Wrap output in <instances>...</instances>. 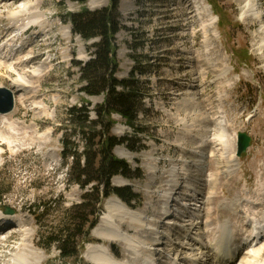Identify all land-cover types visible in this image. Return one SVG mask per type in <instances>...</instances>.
Listing matches in <instances>:
<instances>
[{
    "label": "rangeland",
    "instance_id": "rangeland-1",
    "mask_svg": "<svg viewBox=\"0 0 264 264\" xmlns=\"http://www.w3.org/2000/svg\"><path fill=\"white\" fill-rule=\"evenodd\" d=\"M29 1L36 4L39 0ZM40 1L44 5L40 20L51 24L46 41V45H49H41L39 40L43 37L37 40L36 29H32L26 40L33 37L37 41L26 46L23 53L16 54L26 57L30 52H39L42 54L41 60L48 57L51 61L41 80L32 84L40 96L37 101L42 100V103L30 102L25 109L18 110L12 95V111L16 109V113L11 119L18 122L20 128L19 134L14 135L16 142L3 134L0 126V212L8 208L12 211L11 217L18 215L23 220L20 227L14 226L11 231L3 254L6 251L9 254L20 253L25 247L38 255L35 264H63L55 245L48 250L42 247L41 236L62 226L66 209L80 203L84 192L76 184L68 185L67 169L61 157L62 140L65 133H70L67 109L73 105H86L90 118L94 119V108L104 99L103 95L88 96L80 90L83 82L75 63H84L92 57V45L96 39L84 41L74 36L67 13L83 8L97 10L108 6L110 0H88L84 4L71 0ZM253 1L260 20L255 16H244V0H198L205 11L199 17L188 12L187 6L193 9L192 3H183L181 6L174 0H119L121 28L115 35L118 62L116 77L129 79L133 74L142 98L135 127L127 125L120 115L113 114L115 123L111 133L117 137L128 135L138 140V148L134 151L122 145L118 147L128 151V157L122 159L132 169L139 167L142 175L126 181L122 178L121 183L112 180V184L117 187L130 186L137 193L138 198L132 202V210L143 212L147 221L158 217H161V221L165 220V215L158 216L152 210H156V213L160 210L163 171L169 167L170 158L190 157L192 154L187 151L190 147L212 146L206 140L214 135L215 126L200 121L201 116L207 120L221 116L230 127L229 132L235 133L232 140L234 146L237 132L243 131L250 136L246 151L236 156L241 165L236 172L239 179L231 188L225 186L221 195L229 197L232 192H239L243 200L259 201V189L264 187V0ZM11 2L15 1H3L0 5ZM0 11L3 15L0 28L10 26L7 16L12 10ZM209 18L210 27L204 35L200 22L205 19L208 22ZM4 37L5 34L2 38L5 42ZM203 42L212 45L210 51L215 63L210 72L206 65L200 67L196 56L205 57ZM8 61L0 68V88L10 90L5 77L12 62ZM230 133H227L228 136ZM70 138L82 148L80 138L72 133ZM15 143L19 145L13 147ZM115 149L113 152L116 155ZM149 163L155 165L153 173L148 169ZM203 167H206L204 163ZM180 181L182 185L186 184L185 179ZM184 190L181 187L180 191ZM202 191L198 200L182 196L180 192L175 195L178 202L184 203L173 207V214L182 211L185 204H190L191 219L197 214L202 216L203 211H198L196 205L200 199L203 200L208 188ZM187 193H190L189 190ZM228 208L226 205L220 208L223 211L222 220H226ZM185 220L184 217L178 219L169 216L164 222L185 224ZM233 223L241 229L240 234H244L246 229L238 216ZM168 226L161 223L159 230L165 235L171 232L173 237H169L180 242L181 236ZM190 231L191 236L197 238L199 231L192 228ZM131 233L152 241L153 235L150 233H136L132 228ZM22 234H27L24 244L21 241L24 237ZM5 235L8 236L7 233ZM88 239L91 243L111 246L116 255L114 257L128 264L142 259L141 255L134 256L125 243L103 241L95 237L92 231ZM202 240L200 238L199 241ZM167 241V238H162L158 242L159 250L153 258H161L162 262L157 264H165L166 253L176 262L180 253L181 257L200 253L199 246H192L191 243L195 242L190 238H184L180 246L174 243L170 245ZM88 243L81 242L82 247H79L81 264H95L84 256ZM263 260L264 249L261 250L259 261L254 264H262ZM179 262L185 263L184 260ZM205 264L212 262L208 260Z\"/></svg>",
    "mask_w": 264,
    "mask_h": 264
},
{
    "label": "bare ground",
    "instance_id": "bare-ground-1",
    "mask_svg": "<svg viewBox=\"0 0 264 264\" xmlns=\"http://www.w3.org/2000/svg\"><path fill=\"white\" fill-rule=\"evenodd\" d=\"M3 1L9 0H0V3ZM14 1L15 2L0 5V10H4V12L12 10L7 16L9 21L8 25L10 26L0 28V68L1 66L3 67L8 60L12 61L5 77L8 81V88L15 98L18 110H21L22 108L25 109L30 102L42 103V100L37 101L40 96L37 95V90L32 84L41 80L42 74L47 71L46 69L49 68L51 61L48 60V57L41 60L40 57L42 54L39 52H30L31 54L26 57H20L19 54L23 53L26 46L37 41L40 36L43 37L39 40L42 42L41 45H46L49 33L51 32V24L40 20L42 16L41 8L44 6L42 1L39 0L36 4H32L29 0ZM174 1L181 6H183V3H192L193 9H191L189 5L187 8L188 12L194 17H199L202 13H205L198 0ZM244 1V16H255L256 19L260 20L258 9L255 7L254 1ZM91 3H95V1H91ZM2 19L3 15L2 11H0V22H2ZM210 22L211 18H209L208 22H206V19L200 22L201 31L204 35L207 34ZM25 24L32 25L29 30L36 29L35 38L37 40L33 39V37L26 40V38L29 37L26 36L24 38L23 47L17 55L16 53H12L13 51L11 49L6 48L11 40H6L4 42L2 38L3 35L8 34L11 29H20L21 26ZM48 45L49 44L46 46ZM262 45L264 47V37L262 39ZM202 46V50L205 51V57L200 58L199 55H196L198 62L201 63L200 67L206 65L205 67L208 69V72L213 71L212 67L215 60L211 57L212 53L210 50L212 45L203 42ZM49 52L50 51H48L47 54H49ZM7 57L10 59H6ZM192 58L196 59L195 56ZM36 107L37 106L34 108ZM12 109L8 112H0V126L4 129H2V132L4 131L3 134L8 135L13 139L12 141L15 140L16 142L17 139L14 135L19 134L20 128H18L19 123L11 119L14 113H16V109L14 111H12ZM216 119L218 121H216ZM216 119L214 120V118H211L207 120L204 116L200 118V121L203 120L202 122L206 123V125L213 123L215 126L214 135L211 139L206 140L207 144H212V146L201 147V145H198L195 148L190 147V149L187 150L192 154L190 157L170 158L169 167L163 171L162 182H164V184L161 185V197L163 198L160 199V210L157 213L156 210L152 211L158 216L165 215V220L169 216H174L178 219L184 217L187 219L185 220V224L170 221L164 222L165 220L161 221V217L153 219V221H147L143 216V212L132 210L131 207L127 206L117 196H110L105 200V209L98 223L92 229L93 235L103 241L125 243L126 247L132 250L134 256L141 255V261H136L134 264H157L159 261L162 262L161 258H153L156 251L159 250L158 242H160L162 238H167V243L170 245L174 243V245L178 246L182 245L181 242L184 238H190L195 242L191 243V245L194 246L193 244H197L200 248V253L198 255L194 254L192 256L181 257L182 253H180V255H178V262H176L174 258L168 257V253H166L164 254L166 257L165 259H167L165 264H205L208 260H211L212 264H254V262H258L261 256V250L264 249V187L259 189L260 198L258 202L241 199L239 197V192H232L229 197L221 195L225 186L231 188L234 182L238 181L239 176L236 172L237 168H241V165L238 162L237 155H235L236 147L232 144L235 133L233 132L234 134H231L229 132L230 127L222 120L221 116L219 117L217 115ZM231 130L233 131V129ZM227 133H230L229 136ZM1 139L4 140V138ZM200 141L202 143L203 138H201ZM17 145L19 144H12L13 147ZM115 152L120 158L128 157V151L124 148L116 147ZM203 163L206 165L205 168L203 167ZM148 169L153 173L155 165L149 163ZM190 170L192 171L190 172ZM122 178L121 176H116L112 180L115 183H121L124 179ZM181 179H185L186 181L184 182H186V184L184 183V185H182ZM181 187L185 188L182 192L180 191ZM204 188H208V191L205 193L204 197H202L203 200L200 199L198 205H196L198 211H203L202 216L198 214L194 215L195 218L192 220V216H190L191 212L189 211L191 207L190 204H185L182 206V211L173 214L171 211L172 208L179 207L181 203H184L178 202L175 195L180 192L182 196H190L192 198L194 197L192 200H198L197 197L202 194ZM187 190H189L191 194L187 193ZM223 205L229 207V214L226 220L221 219L223 211H221L220 208L223 207ZM6 215L9 214L7 213ZM237 216L240 221L243 222L246 229L244 234H240L239 231L241 229L233 223L234 220L237 219ZM14 217L17 226L20 227L23 220L18 215ZM4 220L5 219H0V264H35L38 261V255L31 250H27L25 247H23L20 253L9 254L6 251V253L3 254L4 248L6 247L5 242L8 240L5 234L7 233L8 236L12 235L11 231L14 228V226H10L9 230H4L5 227L3 225L7 223ZM161 223L166 226L169 225L168 227L172 232L181 236V241L176 242L177 239L174 240L169 237V235L173 237L171 232L166 235L163 234V232L159 230ZM126 225H128V228H126ZM131 228L134 229L136 233L142 232L144 234H152V241L157 244L155 245L150 241V238L142 239L131 233ZM190 228L199 231L197 238L191 236L192 232ZM22 235L24 237L20 240L23 242L26 240L25 237L27 234H25L26 236L24 234ZM200 238H203V240L199 241ZM22 244H24V242ZM112 253L111 246L107 247L102 243H88L84 251V256L87 260L95 264H128L127 262L116 259L114 257L116 255ZM182 260H184L185 263L179 262ZM262 264H264V260Z\"/></svg>",
    "mask_w": 264,
    "mask_h": 264
},
{
    "label": "trees",
    "instance_id": "trees-1",
    "mask_svg": "<svg viewBox=\"0 0 264 264\" xmlns=\"http://www.w3.org/2000/svg\"><path fill=\"white\" fill-rule=\"evenodd\" d=\"M71 1L84 4L88 0ZM118 3L119 0H110L108 6L97 10L83 8L67 13L74 36L84 41L96 39L92 57L84 63H75L83 82L80 90L88 96L103 95L104 99L94 108V119L90 118L86 105H73L67 109L70 133H65L62 140L61 157L67 169L68 185L76 184L84 192L80 203L66 209L62 226L41 236L42 247L48 250L55 245L63 264L82 263L79 247H82L81 242L90 240L89 233L96 226L104 200L115 194L129 206L138 198L130 186L112 184V178L119 175L127 179L142 175L139 167L132 169L126 160L113 152L121 145L131 151L138 148L137 139L111 133L115 123L112 115H120L127 125L135 127L142 98L133 74L129 79L116 77L115 35L121 28ZM71 133L81 139V149L71 140Z\"/></svg>",
    "mask_w": 264,
    "mask_h": 264
},
{
    "label": "water",
    "instance_id": "water-1",
    "mask_svg": "<svg viewBox=\"0 0 264 264\" xmlns=\"http://www.w3.org/2000/svg\"><path fill=\"white\" fill-rule=\"evenodd\" d=\"M14 100L13 96L7 88H0V112H8L13 108ZM250 136L243 131L237 133L236 136V155L240 156L249 146ZM8 213L12 211L10 209L7 210Z\"/></svg>",
    "mask_w": 264,
    "mask_h": 264
}]
</instances>
